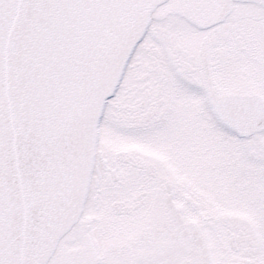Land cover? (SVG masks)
I'll return each mask as SVG.
<instances>
[{
	"label": "snow or ice",
	"instance_id": "snow-or-ice-1",
	"mask_svg": "<svg viewBox=\"0 0 264 264\" xmlns=\"http://www.w3.org/2000/svg\"><path fill=\"white\" fill-rule=\"evenodd\" d=\"M0 264H264V0H0Z\"/></svg>",
	"mask_w": 264,
	"mask_h": 264
},
{
	"label": "water",
	"instance_id": "water-1",
	"mask_svg": "<svg viewBox=\"0 0 264 264\" xmlns=\"http://www.w3.org/2000/svg\"><path fill=\"white\" fill-rule=\"evenodd\" d=\"M29 95V91H28ZM28 97V96H27ZM18 104L23 106V119L18 123L15 116L12 118V123L10 121V126L12 130L13 140H17L21 133H27L29 130L33 129L36 125L35 122L40 118V113L37 111L39 105L35 102H29L28 100L19 101ZM35 178L22 177L17 175L16 183L21 182H34ZM37 210H33V214H36Z\"/></svg>",
	"mask_w": 264,
	"mask_h": 264
},
{
	"label": "flooded vegetation",
	"instance_id": "flooded-vegetation-1",
	"mask_svg": "<svg viewBox=\"0 0 264 264\" xmlns=\"http://www.w3.org/2000/svg\"><path fill=\"white\" fill-rule=\"evenodd\" d=\"M105 147L107 151L114 153H129L132 151L145 153L146 151V152H152L153 157L159 156L162 158V160L167 158L162 152L148 149L146 146L139 144L123 143V142L108 140L105 142Z\"/></svg>",
	"mask_w": 264,
	"mask_h": 264
},
{
	"label": "rangeland",
	"instance_id": "rangeland-1",
	"mask_svg": "<svg viewBox=\"0 0 264 264\" xmlns=\"http://www.w3.org/2000/svg\"><path fill=\"white\" fill-rule=\"evenodd\" d=\"M145 154H146V153H145ZM148 155H149V154H148ZM151 156H152V155H151ZM228 214L231 215V214H233V213L229 212Z\"/></svg>",
	"mask_w": 264,
	"mask_h": 264
}]
</instances>
